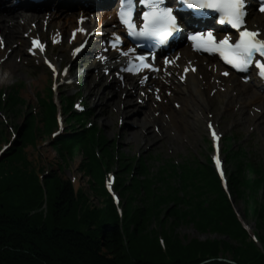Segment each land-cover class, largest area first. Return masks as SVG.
<instances>
[{
	"label": "trees",
	"instance_id": "16d2710c",
	"mask_svg": "<svg viewBox=\"0 0 264 264\" xmlns=\"http://www.w3.org/2000/svg\"><path fill=\"white\" fill-rule=\"evenodd\" d=\"M37 133L38 128L36 135ZM75 139L77 140V138ZM72 142H75L74 139ZM59 143L65 144V141ZM73 148H70L69 151L71 152ZM83 149L86 152L90 150L88 145H84ZM88 157L90 160L86 164V172L93 174L94 182L97 180L95 183L101 184V190L107 193L104 181L100 182L102 175L104 176L101 162L93 153L92 155L88 153ZM234 161V175L237 174V179L232 177L230 185L232 196L237 202V190L240 189V184L243 188L253 192L251 198L257 199L253 205L257 224L264 226V181L262 178L258 180L252 166L248 176L245 175V168L248 165L240 154L235 156ZM90 164L100 166L97 173L94 172V168L92 169ZM140 171L141 168H137V173ZM141 173L145 174L144 171ZM211 173L205 178L200 177L201 173L194 175L195 181L185 185L184 196H190V206L195 205V209L197 207L201 210L196 212L194 209L195 215L202 220V224L207 226L205 228V225H201L203 229L220 230L221 233L223 232L222 234L225 233L232 240L241 236L242 246L240 248L235 247L231 251L225 252L227 247L226 249L220 248V242L215 240L196 241L185 247L174 236L173 227H169V230L164 232L167 239V252H164L158 239L150 238L153 233L142 234L144 231L142 229H131L134 221H138L137 211L131 209V202H126L124 229H122L119 225V214L108 193L106 194L108 200L104 202V206L91 210L86 206L82 207V205L88 204V196L83 190L75 192L70 180L56 178L57 197L54 203L61 208V210H57L56 205L51 204L50 206L49 196L44 193L49 183L46 179H50L51 176L46 177L44 189L40 184L37 172L32 175L25 172L20 175V178L16 175L10 178L11 180L0 177L2 193V195L0 194V264H199L210 258L221 256L229 258V254L231 259L239 264H264V255L256 247L254 241L251 239V242L245 245V240L250 238V235L239 222L220 180L213 172ZM33 179L37 183H34ZM132 179L135 181V176ZM17 180L22 183L16 187L17 197L10 196L9 185H19ZM196 181H204L208 184L201 185ZM163 182L165 183V180ZM153 185H156L154 189ZM158 185V182L151 183L142 180L138 184L137 182L132 183L128 190L133 188L141 194L149 193L154 199H160L158 203L170 202L174 203V206L183 204L181 197L177 198L173 195L174 190L171 187L168 189L171 194L163 195L161 192L160 194L156 192L159 188ZM259 190H263L260 200L257 197ZM199 192L201 195L198 196V200H195L194 195ZM208 193L214 194L215 197L209 198ZM46 195L48 214L44 216L43 210L39 209L46 202ZM40 203L42 204L40 205ZM5 204L11 207H4ZM167 208L170 211L172 207L167 206ZM78 217L83 219L84 223H80L87 227V231L82 230L79 223L70 224ZM213 217H220L225 223L224 227ZM95 224H97V229L92 228ZM215 232L216 230H213V233ZM136 234L145 237L146 243L134 240L132 236ZM260 239L264 244V235L260 236ZM220 250L225 254H221ZM206 264L229 263L212 261Z\"/></svg>",
	"mask_w": 264,
	"mask_h": 264
},
{
	"label": "rangeland",
	"instance_id": "374dc122",
	"mask_svg": "<svg viewBox=\"0 0 264 264\" xmlns=\"http://www.w3.org/2000/svg\"><path fill=\"white\" fill-rule=\"evenodd\" d=\"M65 47L66 42L63 44V46L60 47L52 45L50 46L51 53L55 55L56 49L61 50ZM23 58L27 59L30 62L31 66L20 69L19 72L12 71L11 76L8 72L4 71V73L8 74L0 76V89L3 90V92L9 93V89H11V87L18 86L17 84L23 82L18 89L20 96L25 100V102H19L17 105H10L8 108H5V110H3L4 108L0 109V153L3 149V146L9 144V142L12 141L10 148L3 153L2 157H0V177H5L7 178V180H9L16 175H18L20 178V175L25 172L32 175L33 173L35 174V172L38 171H40L41 177H43L44 175H48L49 177L51 176L50 179H46L47 181H49V183L46 187L47 190H44V193L49 196L50 206L51 204L56 205L57 210H61V208L54 203L55 198L57 197L56 178H60V180L68 179L71 182L73 181L75 183L76 187L74 188L77 191L83 189L85 194L88 196V198L86 197L88 199V204L82 205V207L86 206L91 210H94V208L98 209L103 207L104 202L108 200V196L106 195L107 193L101 190V184L95 183L97 180H95L94 182L93 174H89L85 170L86 164L89 163L90 157H88V155H85L82 150L78 148L74 149V146H72L71 142H69L68 144L65 143L64 146L67 149L65 147H62V144H59V141H56V138L52 136L54 130H48V126L51 125L52 122L46 114L43 113L38 117L34 116V111L38 110L37 107L39 106V99L43 97H51L49 91L51 88L52 79L50 78V76L46 77V75L43 73L42 69H45L46 71L48 70L45 65H39V62L32 63L30 58H27L25 55H23ZM82 66H84V68L82 69H86L87 67V65ZM90 88L91 87L88 85L87 88L82 91L84 95L87 94ZM13 91L16 90L14 89ZM64 92H66V86H61L59 91L56 93L58 99ZM78 96L79 98L83 99L81 93H79ZM78 103H80V101H78ZM85 103L86 102L84 101V104ZM100 103L101 102H99V104ZM85 105L87 108L88 106L92 107L91 104L88 105L86 103ZM177 105H179V103H177ZM133 111L138 110L135 108ZM212 115H214L213 119H215L223 129L226 137V143L227 137L229 135L233 136V143L235 144V146H238L244 140H246V143L244 145L248 149H252L257 155L260 156V158L264 159V134H258L257 127L249 125L248 123H246L245 119L241 118L239 121L234 122L232 120L234 118V115L230 114L226 116L224 115V110L222 112L220 111L219 113H207V115L204 117V121L202 119H198L193 126L194 136L196 137L195 144H193V142L192 145L184 143L181 145V147H178L172 151L169 150V147L165 146L166 142L160 144L159 147L147 149V147L145 146H143L142 148H137L135 145L133 147L131 143L127 142V140H121L123 139V136L121 134V131L123 129H126L128 131L136 129V117L140 118L142 116L140 114H129V118L126 119V121L124 119V123L123 119L117 118L116 126L118 128H115V126L113 125L114 122L111 121L107 114L105 116L106 118H104V123H106V125H104V128L101 126V123L98 119L97 121L93 119L94 116L90 118L95 121L94 124L98 126V129H101L103 131L102 133L106 135L108 141V149L114 152L113 158L110 160V162L107 163L106 167H108L111 172H114L117 175V179L119 177L121 179L120 184L118 183V181H116V185H118V189H116L120 193L121 203L123 202L124 204L125 202H131V209L137 211L136 213L138 214V221H134L131 229H142L144 230L142 234L153 233L152 236L159 238L163 233L157 231V228L160 224H163L165 231L169 230V227H173L174 236L177 237V240L183 245L188 246L190 243L196 241L215 240L216 242H220V248L226 249L227 247V251L225 252H229L235 247L240 248L242 246L241 236H238L234 238L235 240H232L225 233L222 234L223 232L221 233L220 230H211V228L203 229L201 225L205 224H202V220L195 215V211L197 212L201 210H199L197 207L195 209V205L191 206L189 209L181 208V206L179 205L172 206L173 204L170 202L158 203L159 201L154 199L153 196H150L149 193L141 194L139 193V191H136L133 188L132 190H128L130 189V185H132V183L134 184L135 182H137L138 184V182L142 181L141 178H138L135 181L132 180V173L137 170L134 169L131 172L130 168L137 167V163L145 167H147L148 164L147 173H149L150 175L156 173L159 168L166 162H189L193 164H207L208 161L205 157V154L209 153L210 143L206 123L212 119ZM63 118L64 124H66L64 126L66 130H70L69 125L70 128L78 127V125L75 126V124L72 123V118L69 117V110L64 111V108ZM108 120L112 124L110 128H107ZM199 121L201 122L199 123ZM49 122L51 123L49 124ZM87 125L89 126V123ZM37 128L39 133L36 136ZM81 128L82 127H79V129ZM109 129L111 130L109 131ZM155 131H158V127L155 128ZM13 132L14 134H19L18 138L14 136ZM182 135H184V133ZM259 137L261 139H259ZM70 148H73V151H68V149ZM125 156L129 157L125 160L126 163L130 165L129 167H125L123 165L124 163H122V159H125ZM90 166L92 167V169L94 168L95 173L98 172L100 167L98 165L92 164H90ZM228 168L232 169V166H230L229 163ZM234 173L233 178L237 179V174L234 175ZM143 176L146 177L147 175L143 174ZM103 177L104 176L102 175V179L100 180V182H102L103 180L105 182L107 176L105 177V179H103ZM26 179L28 180V177H26ZM32 181L34 183H37L35 179H33ZM17 182L19 183V185L17 186L9 185L10 188L8 190V193L10 194V196L13 195L17 197L16 187H19L22 184L20 180H17ZM124 186H126L127 188H125ZM0 194L2 195L1 186ZM252 194L253 192L248 191V189L246 188H243V186L240 184V189L237 190V202L235 201L234 207L241 215L244 214L250 224V227H252V231L256 232L259 236H262L264 235V226H259L257 224L256 213L253 209V205L256 203L257 199H252ZM208 195L209 198L215 197L212 193H208ZM261 195L262 193L259 190L257 192L258 200H260ZM41 204L42 203H40V205ZM9 206L8 204L4 205V207ZM149 206H153L154 208L152 207L149 209ZM167 206L172 207L170 211ZM43 208L44 206H41L39 210L41 211ZM214 219L220 222L224 227L225 223L220 219V217ZM80 222L84 223L83 219L78 217L76 220L71 221L70 224L75 225L79 223V227L82 230L87 231V227ZM206 227L207 226L205 225V228ZM92 228L97 229V224L92 226ZM213 230H216V232L213 233ZM167 235L169 238H171L169 233H167ZM132 238L139 243H141V241H144V243H146V238L141 237L137 234L133 235ZM245 241V245H247L251 242V238H248ZM225 252H222L220 250L221 254H225ZM230 258L231 257L229 254V259Z\"/></svg>",
	"mask_w": 264,
	"mask_h": 264
},
{
	"label": "bare ground",
	"instance_id": "6f19581e",
	"mask_svg": "<svg viewBox=\"0 0 264 264\" xmlns=\"http://www.w3.org/2000/svg\"><path fill=\"white\" fill-rule=\"evenodd\" d=\"M80 15L85 16L81 11L73 12V14L64 13L62 10L52 11L51 13H49V18L47 19L43 16V23H38V25L41 24L39 27L41 30H43V28H46V30H48L49 27L52 28L51 31L48 30L45 32V34L50 33L53 37L56 34H65L69 29L75 30L78 32V34L75 40H73L74 43L83 35L79 32L83 31L82 24H76L77 17ZM101 15L105 17V20L103 21L104 25L101 26V28L106 29L109 27V25L112 24V22L114 21V17L109 16L108 19H106V15L104 13H102ZM250 15L251 18L249 19V23L251 24V27L255 30H262V36L264 37L263 17L257 15L253 11H251ZM19 17L26 19L24 25L23 22L19 23L18 20H15L11 24L9 23V19H18ZM33 18L34 16L28 13L24 15L22 13H18L13 16H5L0 14V28L10 47L15 46V48L19 49L20 52L25 50L27 41L21 36V29ZM98 25L99 23L92 24L93 27H98ZM91 40L92 43H95L96 39L95 37H92ZM62 50H64L68 54L67 56L64 55V59L61 60L66 63H71V69L73 70H70V73L73 74V81H79V78L76 77L75 72L79 70V68H76V65L79 66L81 64L79 62L81 55H76V51L72 49L65 50L63 48ZM33 52H35L39 56L40 48H38L37 50L34 49ZM3 54H5V51H2L0 49V59L1 55ZM44 57V54H41L39 56V58ZM16 58H19L18 54H16ZM187 59L190 60L187 61ZM206 60L208 61L203 63L202 58L198 59L196 57L189 56L188 53H185L181 59L183 64L180 68H183V71L187 70L186 79L183 82H181L180 79H178V81H172L171 88L169 89L171 91V95L168 97H166L165 95V98H167L166 103H156L155 105L151 106L150 100H147V102L145 103V106L147 108L143 112V116L135 121V124L137 125L136 129L131 131L123 129L121 131L123 139L121 140H127V142L131 143L133 147L135 145L137 148H142L143 146H145L147 147V149L159 147L160 144L166 142L165 146L169 147V150L172 151L178 147H181L182 144L187 143L190 137L193 141V124L198 119L204 120V117L206 116L204 115L205 111L224 110V115L230 113H233L231 115H235L236 113L242 111L239 114V117L232 119L234 122H237L241 119L242 116L245 115L246 111L250 109V105L252 106L251 109L253 110L248 114L250 116L247 117V119L249 121H252L253 119L256 120L257 118V123L254 126H257V128L264 133V88H262L258 83H244L237 76H230L229 78L223 77L219 74L222 66L219 64V68L213 66V68L209 70L208 66L206 65H213L215 62L209 59ZM188 62H191V65L188 64ZM104 63L109 64L108 66L112 67V65H110V63H112L111 60L107 61L100 59V62L95 61L93 63L94 65H92L91 68L97 71L96 67L104 65ZM192 67L197 68L195 72L188 69H191ZM0 68L8 72H19L21 69L20 66L12 62H9L8 67L5 68L2 66ZM79 73L81 77V81L79 84L81 85L83 82H85L83 80V77L86 76V73L83 74L81 73V71H79ZM108 78L109 77L105 78L104 75H100L99 77L93 76L91 80V82L93 83L91 84L96 85L97 83L101 82L103 84H107V86L112 85L113 79L110 80ZM135 79L137 80V77H133L132 80H129L130 83H128V85L125 84L124 89L120 87L110 92L106 90L101 91L99 95L100 99L106 97L108 94H111V99L107 98L106 102L99 104L97 108L99 111V120L105 122L103 117L107 114L111 121L114 122L115 115H112L114 113L117 115H122L126 119L129 118V114H131L135 108L134 106L136 99L131 98V96L123 99V97L121 96V92L124 90L127 91L128 94H141V89L144 90L145 88L140 85L138 81H135ZM168 80L170 79H166V81L154 80L153 82L156 83V86H154V88H160V90L164 92L166 88H169V84H167ZM115 83L118 85L122 84L118 80ZM183 86H185V88H183ZM128 87L133 89L132 93H129ZM234 91H236L235 94L233 93ZM93 92L94 91H91L87 94L86 99L88 101L95 102V99L93 100L92 96ZM174 100L180 103V107L178 109L172 108L173 106H170V104H172ZM96 105L98 104L95 103V106ZM197 115H200V117H197ZM111 126L112 124L108 120L107 128H110ZM155 126L159 127V131H156L157 133L150 132L151 129L155 128ZM72 129L75 130L76 128L73 127ZM110 130L111 129H109V131ZM183 133L189 134L183 137L181 141L180 135ZM38 173H40V171H38ZM245 222L250 226L248 221Z\"/></svg>",
	"mask_w": 264,
	"mask_h": 264
},
{
	"label": "snow or ice",
	"instance_id": "6c2138e0",
	"mask_svg": "<svg viewBox=\"0 0 264 264\" xmlns=\"http://www.w3.org/2000/svg\"><path fill=\"white\" fill-rule=\"evenodd\" d=\"M136 2L137 0H121L123 10L118 13L121 23L127 26L132 35L155 40L157 44H165L173 33L181 30L183 21L178 22L173 7L166 6V0H139V3L147 7L149 11L143 13V27L136 31V24L132 19ZM182 3L191 10H209L211 13H218L220 23H227L239 31V40L235 44L230 43L228 37L217 42L212 31L196 32L190 38L195 42L198 50L219 51L227 63L245 72L253 67L255 61L254 66L259 69V75L264 77V39L261 38L260 32L251 31L245 26L246 0H182ZM259 11L264 13V0H261ZM35 43L39 46L38 41ZM257 56L261 59L258 60ZM139 59L147 67H152L150 63H147V57L141 56ZM53 71H55L54 68ZM224 74L228 75L227 72ZM212 135L217 141L219 140L214 129ZM215 163L223 177L224 171L218 156L215 158Z\"/></svg>",
	"mask_w": 264,
	"mask_h": 264
},
{
	"label": "water",
	"instance_id": "95a60500",
	"mask_svg": "<svg viewBox=\"0 0 264 264\" xmlns=\"http://www.w3.org/2000/svg\"><path fill=\"white\" fill-rule=\"evenodd\" d=\"M220 260H224V259H220Z\"/></svg>",
	"mask_w": 264,
	"mask_h": 264
}]
</instances>
